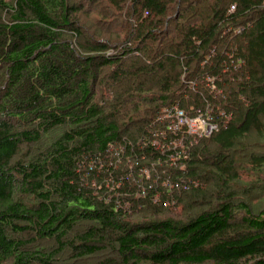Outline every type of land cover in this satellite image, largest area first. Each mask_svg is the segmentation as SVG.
<instances>
[{
  "label": "trees",
  "instance_id": "1",
  "mask_svg": "<svg viewBox=\"0 0 264 264\" xmlns=\"http://www.w3.org/2000/svg\"><path fill=\"white\" fill-rule=\"evenodd\" d=\"M103 1L0 0V264H264V0Z\"/></svg>",
  "mask_w": 264,
  "mask_h": 264
},
{
  "label": "built area",
  "instance_id": "2",
  "mask_svg": "<svg viewBox=\"0 0 264 264\" xmlns=\"http://www.w3.org/2000/svg\"><path fill=\"white\" fill-rule=\"evenodd\" d=\"M162 118L168 121L169 130L186 128L189 133L199 136H209L220 127L210 113L197 111L191 115L178 105L164 108Z\"/></svg>",
  "mask_w": 264,
  "mask_h": 264
},
{
  "label": "rangeland",
  "instance_id": "3",
  "mask_svg": "<svg viewBox=\"0 0 264 264\" xmlns=\"http://www.w3.org/2000/svg\"><path fill=\"white\" fill-rule=\"evenodd\" d=\"M103 1V0H102ZM202 5H206V2H203L202 3ZM104 6H106V4L104 3V1L101 3V4H94L93 5V7H92V9H91V13H90V17L89 18H87V17H84V20L86 21V20H88V21H91V19H99L100 18V16H101V12H103L104 11ZM103 10V11H102ZM188 14H190V13H188ZM119 28H121V26H119V25H117V23L115 24L114 23V26H112V30L114 29V30H116V29H119ZM238 154V159H239V156H241V158H242V154L243 153H241V152H238L237 153ZM240 158V159H241ZM252 175H254V174H252ZM245 180L246 179H248V180H250V179H253V177H248V178H244ZM253 196V195H252ZM257 197H258V195L257 194H255L254 195V197H253V203H256L257 201H258V199H257ZM263 197V196H262ZM264 198V197H263ZM258 203V202H257ZM256 203V204H257Z\"/></svg>",
  "mask_w": 264,
  "mask_h": 264
}]
</instances>
